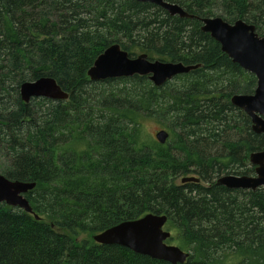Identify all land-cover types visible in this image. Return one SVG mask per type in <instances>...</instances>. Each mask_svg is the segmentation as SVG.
Segmentation results:
<instances>
[{"label":"trees","instance_id":"obj_1","mask_svg":"<svg viewBox=\"0 0 264 264\" xmlns=\"http://www.w3.org/2000/svg\"><path fill=\"white\" fill-rule=\"evenodd\" d=\"M168 2L199 18L242 20L264 37V0ZM200 27L132 0H0L1 173L35 183L25 198L39 217L0 203V264H168L76 243L148 213L166 215L184 264H264V189L215 185L222 174L252 175L249 154L264 150V135L230 103L253 94L256 79ZM112 44L200 67L160 87L145 76L89 81ZM42 77L68 99L24 103L20 85ZM149 118L169 133L164 145L141 139ZM186 176L200 183L181 185Z\"/></svg>","mask_w":264,"mask_h":264},{"label":"water","instance_id":"obj_2","mask_svg":"<svg viewBox=\"0 0 264 264\" xmlns=\"http://www.w3.org/2000/svg\"><path fill=\"white\" fill-rule=\"evenodd\" d=\"M132 1L151 3L165 10L170 16L199 21L200 30L209 34L233 63L254 75L256 79L254 93L233 95L230 103L250 119L251 130L255 134L264 135V37L256 33L255 27L242 20L228 23L221 17L199 18L187 13L178 5L169 3L168 0ZM199 67L200 65L185 66L182 63L150 61L145 53L130 57L119 44H112L98 55L87 76L91 82L145 76L153 86L160 87L174 77L186 75ZM19 95L24 103L34 98L52 101L68 99V93L50 77L22 83ZM168 136L166 131L161 130L155 134V139L164 145ZM248 160L254 168L253 175L222 174L216 178L215 185L230 190L253 192L264 189V150L250 153ZM180 183H200V179L196 176H186L180 178ZM34 188L35 183L11 181L0 174V203L34 215L28 200L24 197ZM34 217L39 219L36 215ZM166 224V215L148 213L136 220L123 221L94 235L92 239L97 244L123 247L152 260L184 264L189 254L178 246L169 244L171 233L166 230Z\"/></svg>","mask_w":264,"mask_h":264},{"label":"rangeland","instance_id":"obj_3","mask_svg":"<svg viewBox=\"0 0 264 264\" xmlns=\"http://www.w3.org/2000/svg\"><path fill=\"white\" fill-rule=\"evenodd\" d=\"M219 13V12H218ZM214 17H220V16H214ZM166 131L161 125L160 123H157L154 119H146L142 122L141 124V133H140V136H141V139L143 141H156L155 139V134L158 132V131ZM167 132V131H166ZM168 133V132H167ZM169 135V133H168ZM169 140V136H168V139L167 141ZM166 141V142H167ZM247 165H248V168L250 167V164L247 162ZM6 166V163L5 162H0V174L3 175L1 172H2V168H5ZM254 174V173H253ZM252 174V175H253ZM8 179V178H7ZM180 183V180L178 181ZM26 195V194H25ZM24 195V197H25ZM94 236V235H93ZM90 237V236H86V235H81L77 240H76V243L78 244H81L83 241H87L88 243H92L94 242L93 238ZM95 243V242H94ZM232 259V257H231Z\"/></svg>","mask_w":264,"mask_h":264},{"label":"flooded vegetation","instance_id":"obj_4","mask_svg":"<svg viewBox=\"0 0 264 264\" xmlns=\"http://www.w3.org/2000/svg\"><path fill=\"white\" fill-rule=\"evenodd\" d=\"M181 184V183H180ZM181 185H183V184H181ZM230 190V189H229ZM240 190V189H239ZM244 191V190H243ZM97 244V243H96ZM98 245H100V244H98Z\"/></svg>","mask_w":264,"mask_h":264},{"label":"bare ground","instance_id":"obj_5","mask_svg":"<svg viewBox=\"0 0 264 264\" xmlns=\"http://www.w3.org/2000/svg\"><path fill=\"white\" fill-rule=\"evenodd\" d=\"M28 103V102H27ZM126 249V248H125ZM130 251V250H129ZM132 252V251H131Z\"/></svg>","mask_w":264,"mask_h":264}]
</instances>
